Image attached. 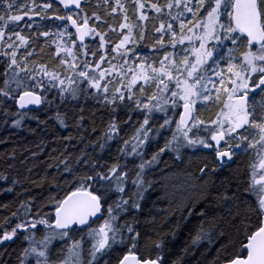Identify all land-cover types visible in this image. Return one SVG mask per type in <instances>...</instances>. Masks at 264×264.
Returning <instances> with one entry per match:
<instances>
[{
    "label": "snow or ice",
    "instance_id": "6c2138e0",
    "mask_svg": "<svg viewBox=\"0 0 264 264\" xmlns=\"http://www.w3.org/2000/svg\"><path fill=\"white\" fill-rule=\"evenodd\" d=\"M58 2L69 10L67 15L54 16L55 20L63 22V29L58 35L63 37L67 34L72 47L56 43V57L61 53L65 54V58L60 59V66L70 70L73 75L66 80L61 79L56 70H49L45 64L30 68L27 57L33 55L31 51L27 52L23 59H17L18 50L29 43V39L22 35L21 31L16 30L18 22L24 21L25 17L31 20L33 15L40 16L41 12L46 13L53 7L52 0H46L40 5L32 0L30 6L28 4L15 6V0L7 2L4 14H0V46L6 44L10 51H0V56L6 58L2 61L4 69L0 72V105L12 101L21 110L28 109L29 105L51 106L53 101L48 99L47 92L50 91V86L56 87L58 84L61 100L66 98L65 93L73 99H78L82 95L86 97L89 89H94L98 101L109 107L116 105L111 108V111L115 112L120 107L117 101L121 103L126 99L133 101L135 94L132 88L138 81H143L139 88L141 96L153 85L155 90L146 97L147 102L139 98L133 101L135 108L146 110V114L143 122L139 127L133 126L131 135L123 140V146L118 149L124 163H121L118 157L114 163L106 166L93 159L86 150H81L80 155L75 158L74 168L69 163L72 155L69 152L68 156L59 161L63 169L58 174H68L65 183L71 184V188L62 198H57V194H53L48 200V203L54 206V222L40 218L17 223L11 231H4L0 236V243L12 240L18 230L27 231L29 227L35 229L37 224H42L50 231L39 240L36 239L35 233L25 236L29 246L23 249L20 264H25L29 257L35 259V264H97L99 257L114 244L117 242L124 244L126 240L130 243V248L119 264H163L162 255L152 258L142 257L136 253L140 234L135 231L132 223L125 220L124 224H117L122 213L133 214L142 211L141 201L144 193L153 184V181L146 179L150 170L159 165L162 162L161 157L167 153H174L177 160L182 159L185 149L211 150L216 163L220 166L226 161H232L239 152L247 153L252 150L257 161L251 165L250 182L245 192L256 197L255 207L251 210L256 213L258 223L253 226L250 222L245 224L243 220L240 221L242 228L238 229V233H242L243 238L238 240V247L233 242L231 250L221 245V249L226 253L222 264H264V97L259 102L254 99L256 95L264 93V0H168L162 6L151 4V9L158 14L167 8L169 10L167 16L178 24L177 31L173 23L165 25V22L161 21L159 27L155 29L161 36L155 44L163 47L165 43L163 36L170 35L169 43L173 48L177 44L184 45L185 41L188 45L183 48L184 54L179 61L175 59L173 53H165L163 59L159 61V67L153 66L154 62L144 58H141V62L135 67H127L126 72L132 73L131 80L124 85L125 91L128 92L127 97L120 87H115L111 98L108 96V84L112 81L104 85H101L100 81L118 69L123 81L127 59H124L123 64H113L108 59L106 51H101L106 48V33L90 26L89 21L92 17L87 14L81 15L82 0ZM134 2L137 10L145 8V4L140 0ZM104 3L107 4L108 0H104ZM116 3L123 9L120 0H116ZM14 6L16 13L22 14H12ZM72 6L79 11L72 12ZM36 8H40L41 11H35ZM174 8L177 10L175 13L172 11ZM111 11L116 12V8H112ZM187 14H191L190 18ZM92 16L96 21L101 20L96 13ZM44 18L41 16V19ZM128 19L129 17L125 15L124 20ZM138 19L145 21L148 17L141 12ZM32 26L31 23L27 24L29 28ZM119 27L127 29L128 34L121 33L122 38L111 51L124 58L132 51L125 46L130 42L135 43L132 37L133 25L121 23ZM69 28H74L75 33L70 32ZM39 34L44 37L50 35L48 31ZM6 35L10 43L5 42ZM13 36L15 40L12 39ZM90 36L99 38L98 49L91 51L93 57L100 52L98 61L88 59L78 61L77 52L73 51V48L83 49L80 55L87 57L90 50L84 44V40ZM140 39H144L143 32ZM122 49L124 51H121ZM117 56H113L112 59L115 60ZM105 62L109 67L101 69ZM20 73H23V76ZM84 85H87V88ZM257 89L259 92H256ZM167 93H170V96ZM198 103L219 105L220 110L216 113V118L207 122L201 119L196 111ZM9 107H4L3 116H18L19 118L14 119L12 124L19 127L27 112H11ZM169 107L173 110L174 116H179L178 120L167 116ZM177 107H182V111L175 112ZM154 111L166 114L156 135L163 136L160 130L170 129L171 137L164 136L163 146L157 144L156 150L152 151V138L149 133L152 131L150 119ZM55 119L61 127H67L66 114H61L57 110ZM83 120L84 116L80 115L76 126H82ZM4 122L7 123V120ZM173 124L174 129L171 127ZM193 129H197V133L190 135ZM200 130L206 135H199ZM92 131H96L95 127ZM120 133L121 128L116 119H110L102 135L97 138L100 150L102 151L109 141L119 139ZM65 139L70 141L73 137ZM60 155L63 156L64 153L61 152ZM128 156L138 157L139 163H136L135 159L128 161ZM129 163L133 165L132 168H129ZM56 167L59 169V165ZM198 171L201 174L200 179L203 180L209 173L216 172L217 168L205 162ZM0 179L6 177L0 176ZM53 179L55 180V177ZM129 182L133 187L126 190ZM56 188L59 190L60 185L57 184ZM113 194H117L116 199H112ZM201 195L206 201L219 199L234 202L239 199L237 193L229 195L227 191L218 192L214 197L210 189L202 190ZM21 206L25 207L24 204ZM26 211L30 212L31 208L26 207ZM12 215L15 216L16 213ZM200 215L205 217L207 210L200 212ZM240 215L237 206L233 219ZM245 218L247 219L246 216ZM101 220L102 223L97 224ZM125 230L129 234L127 237L124 236ZM73 232H82L83 235L80 239H75L71 235ZM219 234L223 235L222 232ZM207 235L201 224L192 237V244L197 245ZM57 238L62 240L68 238L72 242L62 249L63 258L53 262L50 259V245ZM209 242L211 243V240ZM86 243L89 244L88 247H85ZM162 246V240L155 243L157 249ZM219 258L218 255L217 259ZM173 264H182V258L178 257Z\"/></svg>",
    "mask_w": 264,
    "mask_h": 264
},
{
    "label": "trees",
    "instance_id": "16d2710c",
    "mask_svg": "<svg viewBox=\"0 0 264 264\" xmlns=\"http://www.w3.org/2000/svg\"><path fill=\"white\" fill-rule=\"evenodd\" d=\"M7 2H13V0H0V14H4ZM44 2L46 0H35L38 5ZM140 2L145 4L144 9L137 10L134 0H120L123 9L116 3V0H108L107 4L104 3V0H84L82 5L83 13L81 15L87 14L92 17L89 21L90 26L96 27L97 31L106 33V48L101 51H106L108 59L113 64H123L124 59H127L128 64L125 65V72L127 67H135L136 64H139L141 58L151 60V62H154L153 66L159 67V61L163 59L165 53L175 55L180 51L178 49L179 44L175 48L170 45V35L163 36L165 41L163 47L155 44V41L161 36L160 33L155 31L161 21L165 22V25L169 22L173 23L174 28L178 31L177 22L171 21L166 14L169 11L167 8H164L159 14L151 9V4L156 3L162 6L168 0H140ZM31 3L32 0H15V6L24 4L30 6ZM15 6L12 14H22L16 13ZM114 7L116 12L113 13L111 10ZM35 11L40 12L41 10L36 8ZM172 11L175 13L177 10L174 8ZM141 12L147 15V20L141 21L138 19ZM93 13L98 14L101 20L96 21L92 16ZM67 14L69 13L64 11L60 5L53 2L52 9H49L46 13L41 12L40 16L33 15L31 20L25 17L24 21L18 22L19 26L16 30L21 31V34L29 39V43L26 47L18 50L17 59H23L27 52L31 51L33 55L27 57L30 68L45 64L49 70H56L61 79L66 80L67 77L72 76L73 73L70 70L60 66V59L65 58V54L61 53L59 57H56V43L72 47L67 34L63 37L58 35V32L63 29V22L54 19L55 15L63 16ZM125 15L129 17L127 21L124 20ZM41 16L45 18L41 19ZM28 23L33 26L31 28L27 27ZM121 23L133 25L132 37L135 40V43L130 42L125 46L126 49L132 51H129L124 58L111 51L122 38L120 34H128L127 29L119 27ZM109 26L115 31L110 30ZM42 31H48L50 35L47 37L41 36L39 33ZM69 31L74 33L72 28H69ZM142 32L144 35L143 40L140 39ZM12 39L15 40V36ZM98 41V37L90 36L84 42L90 50L87 57L80 55L83 49L73 48V51L77 52L78 61L84 59L98 61L100 52H97L96 57L91 55V51L98 49ZM5 42H11L8 41L7 35L5 36ZM16 43H19V41H16ZM77 43L79 42L77 41ZM0 51H10V49H7L5 44L0 46ZM113 56H117V58L113 60ZM5 59V57L0 56V72L4 69L2 61ZM108 67L107 62L101 65V69ZM20 75L23 76V73H20ZM131 78L132 73L126 72L122 81L118 69L111 75L106 76L100 83L104 85L108 81H112L108 84L109 98H111L115 87H120L125 97H127L128 92L125 91L124 85ZM142 84L143 82H137L132 88V92L135 94L133 101L139 98L147 102L146 97L155 90V85H153L141 96L139 88ZM59 87L58 84L56 87L50 86V91L47 92L48 99L53 101L52 105H43L39 111H26L27 116L22 120L19 127H14L12 124L14 119L19 118L18 116H3L4 107L8 106H10L9 110L11 112H20L17 105L12 101H8L6 105H0V176L6 177V179H0V236L3 235L5 230L11 231L17 223L31 222L40 218H46L49 222H54V206L48 203V200L53 194H57V198H62L71 188V184L65 183L68 174H58L63 169V165L59 161L68 156L70 152L72 155L69 163L75 168V158L80 155L81 150H86L99 163L106 166L110 165L120 157L118 149L123 146V140L128 139L131 135L133 126L139 127L145 118L146 110L136 109L133 101L127 99L123 103L117 101L120 107L112 112L111 108L116 107V105L109 107L98 101L94 89H89L86 97L82 95L78 99H73L65 93L66 98L61 100ZM84 87L87 88V85H84ZM219 108V105L214 108L213 106L207 108L206 111L212 116L206 115L203 117L204 120L207 122L210 120L209 118H214ZM57 110L61 114H66L67 127H61L56 121L55 114ZM80 115L84 116V120L81 122L82 126L77 127L76 124ZM165 115V112L163 115L160 114L161 117L155 112L151 113L150 126L152 131L149 136L152 138V151L156 150L157 144L163 146L164 136L171 137L170 129L160 130L163 132V136L156 135ZM32 117L37 118L33 119ZM112 118H115L120 125V138L109 141L101 151L97 138L102 135L108 121ZM5 119L7 123L4 122ZM93 127L96 129L95 132L92 131ZM171 127L174 129L175 124ZM196 133L197 131L192 135ZM198 134L201 136L206 135L202 130ZM69 136L73 137L70 141L65 139ZM66 146L67 151H65ZM61 152L64 153L63 156L60 155ZM133 159L136 163H139L138 157H127L128 161ZM120 160L121 163H124L123 157H120ZM254 160L253 152H239L230 164L220 169L215 161L214 153L208 149L195 151L185 149L182 159L179 160L175 159L174 153H167L161 157L162 162L150 170V173L146 176V179L153 181V184L144 193V198L141 201L142 211L133 214L122 213L117 224L122 225L127 220L132 223L135 231L139 232L138 244L135 249L139 256L155 258L157 255H162L164 258L163 264H173L178 257L182 258V264H222L226 253L221 249V245H225L231 250L233 242L238 247V240L243 238L242 233H238V229L242 228L240 221L243 220L245 224L250 222L253 226L258 223L256 213L251 210L255 207L256 197L245 192V189L249 186L252 172L251 165ZM205 162L216 167L217 171L209 173L201 180L198 169ZM49 165L53 166L49 167ZM56 165H59V169ZM128 166L129 168L133 167L131 163ZM82 171L83 169L81 173ZM57 184L60 185L59 190L56 188ZM132 187L129 182L126 190H130ZM205 189H210L214 197L218 192L227 191L229 195L237 193L239 199L234 202L219 199L206 201L201 195V191ZM116 195L113 194L112 199H116ZM22 204L25 207H22ZM237 206L241 215L234 220L233 216L237 212ZM26 207H30L31 211H26ZM205 210H207V215L201 217L200 212ZM13 213H16V215L13 216ZM133 215L135 217L134 221ZM201 224H203L204 231L208 235L197 245H193L192 237ZM49 231L42 224H37L35 229L29 227L27 231L18 230L17 235L12 240L0 243V264H20L22 251L29 246V241L25 240V236L35 233L36 239L39 240ZM220 232L223 235H220ZM71 235L75 239L81 237L80 234L71 233ZM128 235L125 230L124 236L127 237ZM161 240L163 246L157 249L155 243ZM209 240H211V243ZM71 242L68 238L53 240L50 245V259L53 262L61 260L63 258L62 249ZM129 248L130 243L127 240L124 244H117L114 248L116 251L113 261L122 253H127ZM218 250H220L219 253ZM218 255L219 259H217ZM25 264H35V259L29 257Z\"/></svg>",
    "mask_w": 264,
    "mask_h": 264
},
{
    "label": "rangeland",
    "instance_id": "374dc122",
    "mask_svg": "<svg viewBox=\"0 0 264 264\" xmlns=\"http://www.w3.org/2000/svg\"><path fill=\"white\" fill-rule=\"evenodd\" d=\"M188 15V17L190 18V15L191 14H187ZM177 30V29H176ZM94 39V38H93ZM187 45H188V42L187 41H185V44L184 45H180V47L178 48V49H180V51L178 52V53H175V58H176V60L177 61H179V59H181L182 58V56H183V48H185V47H187ZM197 46H198V44H197ZM149 62H151V60H148ZM209 63L211 64V61H209ZM209 74H211V73H209ZM138 82H143V81H138ZM209 87H211L210 85H209ZM167 95L168 96H170V93H167ZM258 102V101H257ZM182 103V102H181ZM210 106H213V108L214 107H216V106H218V105H216V104H214V103H207V104H201V103H198L197 104V106H196V111H197V114L199 115V117L201 118V119H203L204 120V116H212V115H210V113L208 114V111H206V109L207 108H210ZM258 109H259V106H258ZM181 110H182V107H177L174 111L175 112H181ZM219 110H220V108H219ZM218 110V111H219ZM157 115H159V117H161L160 116V114L161 115H163L164 114V112H158V111H154ZM153 112V113H154ZM167 116H169V117H171L172 119H174V120H178L179 119V116L178 115H173V110L171 109V107H169V110H168V112H167ZM216 118V116L214 117V118H209V119H215ZM197 131V129H193V132L192 133H190V135H192L194 132H196ZM202 132L203 133H205L203 130H202ZM249 151H251V152H253L252 150H249ZM254 153V152H253ZM254 158H255V160H254V162H256L257 161V157H256V154L254 153ZM257 172H258V175H259V170H257ZM117 244H119V242H117L116 244H114L113 245V247L112 248H110V249H108L109 251L111 250H113L114 248H115V246L117 245Z\"/></svg>",
    "mask_w": 264,
    "mask_h": 264
},
{
    "label": "flooded vegetation",
    "instance_id": "af4514ba",
    "mask_svg": "<svg viewBox=\"0 0 264 264\" xmlns=\"http://www.w3.org/2000/svg\"><path fill=\"white\" fill-rule=\"evenodd\" d=\"M256 92H259V89L256 90ZM251 95V94H250ZM262 97H264V93H261L260 95H256L254 97L255 101H261ZM251 99H252V96H251ZM257 110L259 111V109L257 108ZM235 157V156H234ZM234 159V158H233ZM99 223H102V220L101 221H98L97 224ZM95 226V225H94ZM75 234H80L82 235L83 233L82 232H73ZM80 237V236H79ZM89 244L86 243L85 244V247H88ZM117 249V248H116ZM116 249H113L112 251L110 250H107L106 253L103 255V256H100L98 261H97V264H119V261L123 258V256L125 254H127L126 252L122 253L115 261H113V257H114V253L116 251Z\"/></svg>",
    "mask_w": 264,
    "mask_h": 264
},
{
    "label": "water",
    "instance_id": "95a60500",
    "mask_svg": "<svg viewBox=\"0 0 264 264\" xmlns=\"http://www.w3.org/2000/svg\"><path fill=\"white\" fill-rule=\"evenodd\" d=\"M52 1L55 2V3H57L58 5H60L59 2H58V0H52ZM83 4H84V0H82V5H83ZM60 6L64 9V11H66L67 13H69V10L65 9V8L63 7V5H60ZM77 11H79V10L75 9V7L72 6V12H77ZM74 18H75V17H74ZM72 30H73L74 33H75V29L72 28ZM88 39H89V37H85L84 42H86ZM77 41H78V40H77ZM78 42H79V41H78ZM250 100H251V95H250ZM42 107H43V105H40V106L29 105V106H28V109L21 110V109H19L18 106H17V108H18L20 111H24V112L29 111V109H31V111H39V110L42 109ZM181 111H182V110H181ZM233 158H234V157H233ZM232 161H233V160H232ZM232 161H226L225 164H224L223 166H220V165H219V168H220V169L225 168V167H226L228 164H230Z\"/></svg>",
    "mask_w": 264,
    "mask_h": 264
}]
</instances>
